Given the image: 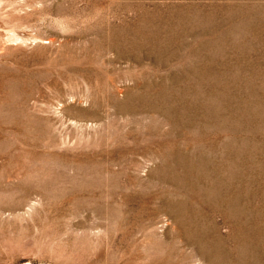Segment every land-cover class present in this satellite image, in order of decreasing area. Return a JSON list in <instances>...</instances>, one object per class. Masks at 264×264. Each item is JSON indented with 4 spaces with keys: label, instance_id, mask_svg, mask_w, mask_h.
Listing matches in <instances>:
<instances>
[{
    "label": "rangeland",
    "instance_id": "374dc122",
    "mask_svg": "<svg viewBox=\"0 0 264 264\" xmlns=\"http://www.w3.org/2000/svg\"><path fill=\"white\" fill-rule=\"evenodd\" d=\"M264 264V0H0V264Z\"/></svg>",
    "mask_w": 264,
    "mask_h": 264
},
{
    "label": "bare ground",
    "instance_id": "6f19581e",
    "mask_svg": "<svg viewBox=\"0 0 264 264\" xmlns=\"http://www.w3.org/2000/svg\"><path fill=\"white\" fill-rule=\"evenodd\" d=\"M29 264V263H28Z\"/></svg>",
    "mask_w": 264,
    "mask_h": 264
}]
</instances>
